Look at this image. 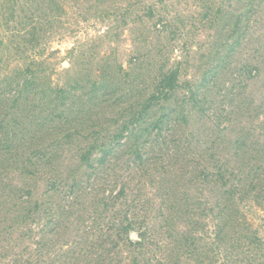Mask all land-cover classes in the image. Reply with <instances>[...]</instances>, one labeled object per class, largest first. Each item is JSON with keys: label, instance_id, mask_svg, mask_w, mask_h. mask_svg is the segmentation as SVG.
I'll return each mask as SVG.
<instances>
[{"label": "trees", "instance_id": "trees-1", "mask_svg": "<svg viewBox=\"0 0 264 264\" xmlns=\"http://www.w3.org/2000/svg\"><path fill=\"white\" fill-rule=\"evenodd\" d=\"M236 1L237 3L244 1V4L237 5L236 9L227 12L228 14H222V18L228 19L224 25H229L232 20L234 23L229 29L224 25L219 26L221 28L218 37L219 47L217 45L212 47L210 54L202 59L203 64L198 67L199 80L183 79L182 65L179 62L171 64L170 59L167 58L166 61L160 62V65H156V72L145 97L140 101L136 99V102L133 101L124 109L122 104L126 101L121 97L114 98L121 89L115 82L121 75L120 72L108 73L99 79L86 80L88 82L78 78L72 84L66 83L62 86L52 87L50 83H46V86H41L42 92H39L37 90L42 82V75L37 69L39 63L34 57L31 58L30 65L16 66L8 73L9 67L1 70L0 144L7 149L2 154V161L5 158L8 167L14 166L12 171H18L31 185L32 181L44 180L45 171H48V174L45 176L47 182L41 199L35 197V187L23 188L19 196L23 201L18 204L17 212L10 211L3 214L2 211L0 228L8 222H10L9 226L13 227L16 221L27 224L31 219H37L45 205H50L51 197L54 198L61 187L69 191L70 199H74L83 187L90 189L99 187L98 204L99 210L102 211L93 217L91 226H84L83 221H87V218L83 211L76 213L78 215L73 222L79 231L84 227L85 241H80V244L90 246L88 253L85 254L90 262L87 261L86 264L116 262L122 253L121 246L127 247L129 255L136 253L144 247L152 232L149 226L147 227L137 218L139 215L136 212L137 203L144 205V202L135 198L130 201L127 199L128 183L124 180L121 182L119 192L114 194L112 187L119 185L117 178L112 179L107 176L109 171L115 169V165L123 166L125 162L123 158L126 157L127 170L131 167H135L133 170L136 171L154 169L161 173V183L170 185L168 193L173 201L170 210L184 226L174 230L172 214L169 216L171 222L169 223V218L166 220L165 227L168 228L172 240L165 264H184L183 257L194 255L197 252L195 242L204 240L200 238L201 236L194 235L201 229L205 230L206 235L212 234L210 243L207 242L204 246L210 245L213 260H219L218 264H264V238L258 235L257 230L252 229V225L241 210V205L249 195H253L252 199L257 202V198L264 194V97L260 102L252 100L246 96L244 87L240 90L236 89V94L233 87L223 91L219 102L228 104L231 110L220 114V119L222 115L228 116L227 122L223 124L224 127L221 129L218 125L214 128L217 137L214 145L217 153L213 151L212 157H217L214 159L215 163L210 168L204 166L199 169L198 166H193L188 172L192 177L197 174V178L202 182L213 184L216 192L214 202L209 206L207 202L191 203L189 193L183 192L181 195V189L176 186L174 180L175 176L170 174L175 170V163L186 167L190 161L188 160L190 153L187 150L196 145L198 139L193 128L191 130V125L200 123L201 128H204L206 125L203 120L206 116L209 120L213 116L216 117V114L210 112L213 107L210 94L220 80L221 74L229 69L231 63L229 58L238 51V46L242 42L255 41L256 52L260 53V57H256V64L250 61L238 68L241 75L247 76L242 80L244 83L246 81L245 87L264 74V0ZM50 3L56 7L55 13L53 12L56 16H54L60 17L64 12L61 2L50 0ZM260 13L263 17L259 16ZM154 14L153 8H148V15L153 18ZM158 22L162 24V29H157V24H154V29L161 34L165 31L166 24H163L162 18ZM226 33L227 37L222 40L221 37ZM0 42H2L1 38ZM146 58H148L145 60L147 69L157 61L156 57L153 60ZM136 59L140 63L143 60ZM143 64L144 60L136 71L123 75L121 82L125 83L136 73L130 85L134 90L135 87H139V84L137 83L136 86L135 83L138 78L143 77L142 71L138 72ZM145 83L144 80L143 84ZM125 93L126 95H123L125 98H128L129 94L132 95L131 91ZM131 99H134V96ZM106 102L114 104L113 109L116 107L121 109V118L116 119L111 111L103 110ZM88 105L89 109H87ZM156 113L160 116L155 118ZM94 114L100 116V121L90 126L88 133L84 134L85 123L82 120ZM173 115L175 119H172ZM238 116L240 122L235 124L232 117ZM164 127L169 132L163 142L169 160L162 167L163 163L159 155L151 156L157 152H154L150 138L155 131L158 135L162 133ZM232 127L233 130H230ZM177 128L181 129L180 133L182 132L184 143L181 145L180 143L177 145L175 141L174 132ZM26 131L36 134L27 137L32 142L35 141V146L26 150L24 159L21 160L19 152L21 150L23 152V144H25L22 142L21 133L26 135ZM256 131L261 133L257 135ZM79 137L83 140L80 141ZM76 141H79L80 145L75 146ZM148 146L150 153L147 151ZM71 150L77 168L66 174L62 169L65 163L62 158H65L64 155ZM181 150H186L185 154L188 157L182 156ZM182 158V163H178ZM133 170L128 172L132 173ZM15 193L12 195L14 200L10 198L7 202L20 200L15 198ZM120 201L122 202L119 204ZM68 203L67 206L66 204L62 206V211L68 209L66 213L69 215L77 204L74 201ZM161 214L164 212L162 211ZM56 217L53 210L51 220L42 227L45 234L51 235V232L56 233L64 227L65 223L56 220ZM205 220L213 222L212 232L208 229V223L206 226L203 225ZM236 227H240V230L237 231ZM87 228L99 233L98 243L92 240L96 234L92 231L87 232ZM133 231H139L138 240L131 238ZM42 239L47 237L43 235ZM207 249L208 247L203 254L200 253V258H207ZM235 251L236 256H234ZM76 254L78 253L73 252L72 256L68 255L69 261L65 264H84L83 256ZM136 259L135 255L134 260ZM202 263L203 261L200 264Z\"/></svg>", "mask_w": 264, "mask_h": 264}, {"label": "rangeland", "instance_id": "rangeland-1", "mask_svg": "<svg viewBox=\"0 0 264 264\" xmlns=\"http://www.w3.org/2000/svg\"><path fill=\"white\" fill-rule=\"evenodd\" d=\"M53 1V0H52ZM56 1V0H54ZM63 6L64 12L61 16L56 18L53 3L50 0H0V73L5 67H9L8 72L16 66L24 67L30 65L31 58L39 63L37 67L41 72V83L37 91H40L46 83L62 86L66 83H71L78 78L86 81L93 78H100L106 76L108 73H118L116 85L120 86V91H117L114 98L121 97L124 99L122 109L129 107L134 101L141 100L145 97L148 91L150 81L156 72V65L160 62H179L183 68V79L191 81L199 80V68L203 63L202 59L206 57L213 50L216 45L219 47V26L228 22L227 18H222V14L236 9L237 5H243L244 1L238 2L236 0H59ZM153 8L155 11L154 17L148 15V8ZM55 15V16H54ZM260 17L263 15L260 13ZM162 18L163 24H166L165 31L161 34L154 29V24H157V29H162L158 20ZM49 20V21H48ZM234 20L229 22V25H224L228 29L232 27ZM261 23V21H260ZM227 37V33L221 37L223 40ZM258 37V35L256 36ZM256 42L244 41L238 46V51L230 57V66L228 70L219 77L216 87L212 89L209 98L213 99V107L211 114H216V117H205L204 128L202 124L193 123L194 134L198 138L196 147L187 150L190 153L189 163L186 167L175 163L173 173L176 186L183 192H188L191 197L190 202L206 203L207 206L215 201V189L210 182H202L197 178V174L190 176L188 172L192 170L193 166L208 167L215 163L212 157L213 151L216 152L215 140L216 132L214 128L220 125L222 129L224 123L227 122L228 116L220 114L223 111H230L228 104L219 102L223 91L229 88L240 90L244 87L248 98L260 102L264 97V74L259 76V79L253 83H249L248 87L242 81L245 74H240L238 68L250 61L257 63L256 57H260V53L256 52ZM34 47V48H32ZM213 47V48H212ZM263 52L262 49L260 51ZM203 55V58H202ZM149 57L152 60L154 57L157 63L149 66L147 69V60ZM136 58L144 60L143 67L138 69L142 71V76L138 78L137 83L139 87L134 88L130 85L131 79L135 78L136 73L131 76L128 81L121 82L123 75L127 72L136 71L139 64L143 60L138 61ZM146 58V59H145ZM209 61V60H208ZM207 61V62H208ZM200 65V66H199ZM124 69L122 72L120 70ZM3 73V71H2ZM247 77V76H246ZM145 78V79H144ZM44 80V81H43ZM144 80L146 81L143 84ZM88 82V81H86ZM129 83V84H128ZM246 84V85H245ZM218 85V86H217ZM43 86V87H41ZM132 92L125 98V92ZM247 92V93H246ZM38 93V92H37ZM42 95V94H39ZM134 99H131L133 98ZM228 100V99H227ZM112 101V99H111ZM111 102L105 104L103 110L111 111L115 118H121V109H113L114 104ZM89 109V105L87 106ZM160 114H154V117H159ZM102 117V116H101ZM100 116H87L82 120L84 124V134L88 133V128L99 123ZM103 118V117H102ZM109 118V117H108ZM174 118V115L172 117ZM233 122L237 124L240 122V117H232ZM149 123L151 122L148 121ZM223 122V123H222ZM163 126V125H162ZM203 129V130H202ZM92 130V129H90ZM89 130V131H90ZM233 130V127L230 128ZM229 130V132H231ZM181 129L177 128L174 132L176 144H183L181 137ZM26 135L21 133L23 138V152L20 159L23 160L24 152L29 148L35 146V141L32 142L31 135H36L32 131H26ZM166 127L163 132L158 135L157 131L153 133L150 138L154 146V153L151 156H158L161 158L162 167L166 165L169 158L166 152L165 136L168 134ZM257 135L261 132L256 131ZM79 140L83 139L79 137ZM221 142V141H218ZM80 145L76 141L75 146ZM0 144V216L7 212H17L18 204L23 201L20 198L23 188L32 186L35 187V197L38 199L43 196L45 191V184L47 180L45 176L48 171L44 172V180L39 179L32 181V185L26 179L14 170V166L8 167L5 158L2 161V154L7 149ZM149 146L147 151L149 152ZM74 150V149H73ZM71 150L65 154L62 160L65 162L62 169L66 174L69 171H74L77 168L75 157ZM186 150H181L182 156ZM150 153V152H149ZM148 153V154H149ZM125 161L122 165H115L114 168L107 174L108 177L116 179L119 185L113 186L114 194L119 192L121 182L127 181L126 188L127 199L130 201L133 198L142 200L144 205L138 204L136 212L139 214L140 222L151 229V235L148 236L147 241L142 249L134 254H128L127 247L121 246L122 253L120 258L112 264H165L171 249V240L166 226V220L170 214L173 215L174 230L183 228L184 224L179 223L180 219L173 213L170 208L173 206L172 198L168 193L169 183L162 184L161 173L152 169L151 171L133 170L130 173L127 170ZM176 161L178 163H182ZM131 165V163H129ZM172 172V171H171ZM193 181H190L192 180ZM197 179V180H196ZM192 182V183H191ZM34 184H37L36 186ZM21 190V191H20ZM20 200L11 201L14 197ZM100 188L83 187L70 199L71 196L66 188L61 187L56 196L51 197L50 205L47 204L43 208L42 213L37 219H31L27 224H16L11 227L7 224L0 228V264H65L68 260L67 256H72L73 252L76 255H82L84 264L90 259L85 256L90 249L86 244H80L84 239V227L80 231L75 228L73 222L78 214L83 211L87 221H83L84 226H91L92 219L99 212L100 205L98 204ZM11 196V197H10ZM135 196V197H134ZM253 195H249L248 199L241 205V210L245 214L246 220L252 225V229L258 231V235L264 238V194L257 198V202L252 199ZM46 200V199H45ZM74 201L76 207L71 210L69 215L66 213L68 209L62 211V206ZM122 201L119 202V204ZM6 208H5V207ZM53 210L57 215L56 220H62L65 223L64 227L60 228L56 233L51 232V235L44 233L42 227L51 220ZM99 210V211H98ZM164 214H161V212ZM73 213V214H72ZM72 214V215H70ZM185 220V219H184ZM82 223V222H80ZM212 232L213 222L205 220L203 225H207ZM162 228V229H161ZM239 231L240 227H236ZM86 231L94 229L87 228ZM243 233V231H241ZM89 234V233H88ZM94 238L91 234L92 240L98 243L99 233ZM204 234V236H202ZM245 234V233H243ZM46 236L47 239H42ZM134 235V237H132ZM196 237L204 238L202 242H195L197 252L194 255L183 257L184 264H213V253L210 251V243L212 234L206 235L205 230H200L194 234ZM139 231H133L131 238L133 240L139 239ZM172 236V234H171ZM41 240V241H39ZM41 242V243H40ZM89 244V241L87 242ZM207 249V258H200V253L203 254ZM237 252L235 251L234 256ZM136 255V261L134 256ZM86 258V259H85ZM251 258H253L251 256ZM135 262V263H134ZM219 260L214 261L218 264ZM228 264V263H227Z\"/></svg>", "mask_w": 264, "mask_h": 264}, {"label": "water", "instance_id": "water-1", "mask_svg": "<svg viewBox=\"0 0 264 264\" xmlns=\"http://www.w3.org/2000/svg\"><path fill=\"white\" fill-rule=\"evenodd\" d=\"M132 237H134V235Z\"/></svg>", "mask_w": 264, "mask_h": 264}]
</instances>
